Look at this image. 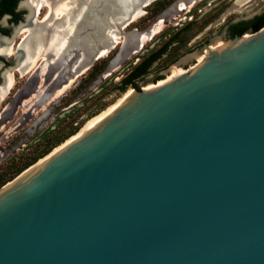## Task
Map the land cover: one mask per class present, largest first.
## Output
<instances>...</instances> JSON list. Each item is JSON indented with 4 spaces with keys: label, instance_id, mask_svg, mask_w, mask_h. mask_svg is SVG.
I'll return each mask as SVG.
<instances>
[{
    "label": "water",
    "instance_id": "1",
    "mask_svg": "<svg viewBox=\"0 0 264 264\" xmlns=\"http://www.w3.org/2000/svg\"><path fill=\"white\" fill-rule=\"evenodd\" d=\"M146 86L1 187L0 264H264V28Z\"/></svg>",
    "mask_w": 264,
    "mask_h": 264
},
{
    "label": "rangeland",
    "instance_id": "2",
    "mask_svg": "<svg viewBox=\"0 0 264 264\" xmlns=\"http://www.w3.org/2000/svg\"><path fill=\"white\" fill-rule=\"evenodd\" d=\"M175 1L159 0L156 1L157 3H152L145 8V15L127 28L125 34L132 30L136 32L146 30L155 22L156 17L169 10ZM235 1L199 0L189 14L186 11L170 13L165 17L161 33L132 55L130 39L126 36L124 49L123 41L119 39L114 50L92 65L87 73L79 76L56 103L49 102L45 106L47 114L38 123L37 119L43 114L41 104L33 99L20 102L18 97L28 82L34 83L37 78L35 71L40 61L22 78L15 73V87L7 99L0 104V189L2 184L5 185L15 179L20 170L39 163L68 139L78 134L87 123L120 100L125 93L132 90L128 87L125 92H121L118 89L119 82L147 55L157 51L175 34H178V38L174 43L179 42L180 45L173 46L169 56L152 66L148 75L138 83L144 81L149 85L157 77L166 80L176 69L187 72L195 67L197 60H191L186 66H175V63L188 55L202 54L207 45L212 46L216 39L222 38L221 28L227 22L234 23L247 19L264 6L262 0L248 13H226L222 23L206 31L225 14L227 9L231 8ZM183 30L187 31L184 33ZM221 40L228 43L227 39ZM174 58L175 61H171ZM49 94L44 92L46 97Z\"/></svg>",
    "mask_w": 264,
    "mask_h": 264
},
{
    "label": "bare ground",
    "instance_id": "3",
    "mask_svg": "<svg viewBox=\"0 0 264 264\" xmlns=\"http://www.w3.org/2000/svg\"><path fill=\"white\" fill-rule=\"evenodd\" d=\"M34 1L39 3L41 0ZM147 1L149 3L145 4ZM156 1L159 0H53L49 4L44 22L38 25V28L32 29V32L24 37L20 44L23 57L27 56L26 65L19 67V72L22 75L35 67L27 65L36 56H40L44 60L43 63H45V58L48 56L52 59L51 65L46 66L45 64L42 68L38 66L35 71L40 72L38 77L41 81L38 90L32 82L27 84V88L31 89L32 95H34L32 96L33 100L39 105L41 104L43 109V114L37 119V123L47 114V110L44 109L45 106L49 102L56 103L79 76L87 73L92 65L114 50L119 39H122L124 49L128 37L130 39L129 46L133 48L130 54H134L160 32L167 15L182 11L196 0H179L144 32L140 33L133 30L125 34L127 28L145 15V8ZM248 37L250 36H246L244 39ZM212 44L202 54H191L197 59L195 67L206 61L211 52H221L228 45L220 39H216ZM191 59L192 57H188L182 60L181 63H186ZM185 72L176 69L172 71L166 80L164 79L156 85H148L144 90L147 91L160 86ZM53 76L54 78L51 79ZM10 88V84L0 88V104L8 96ZM44 92H49V96L46 97ZM132 96H134L132 90L125 93L120 100L105 112L87 123L78 134L68 139L50 155L36 163L35 166L33 165L34 167L31 166L32 168L30 167L21 176L34 169L84 130L113 111L125 99ZM11 184L13 183L8 184L6 187Z\"/></svg>",
    "mask_w": 264,
    "mask_h": 264
},
{
    "label": "flooded vegetation",
    "instance_id": "4",
    "mask_svg": "<svg viewBox=\"0 0 264 264\" xmlns=\"http://www.w3.org/2000/svg\"><path fill=\"white\" fill-rule=\"evenodd\" d=\"M177 1L178 0H176L173 3V6L177 3ZM198 1L199 0H196L192 5L188 6L182 11H179V12L177 11V12L180 13V12L186 11L189 14L191 12V9L197 4ZM261 1L262 0H236L232 4L231 8L227 9L225 11V14H223L222 17L218 21L211 24L206 29V31L222 23L224 21L223 19L226 16V13L227 14L229 13H243V14L248 13L252 9H254ZM52 2L53 0H41L39 3L35 2L34 0H0V88L5 87L6 85L10 84L11 90L9 91L8 96L10 95L11 91L14 89L15 84H16L14 74L17 73L22 78L32 70V68L29 69L25 73V75H22L19 72V67L25 66L26 65L25 62L27 59L26 55L23 57V53L20 50V44L23 38L26 37L30 32H32V29H36L38 25L44 22L45 16L49 9V4H51ZM163 14L164 13L159 14L156 17V20ZM245 20L246 19L237 21L234 23L227 22L221 28L223 31L221 39L224 38V39L229 40L237 36L238 37L242 36L245 33H252L251 29H248L244 33L237 35V36H235V34H232L234 30H232L231 27L233 25L238 24L240 22H248L252 19L246 20V21ZM164 23H165V20H164ZM144 31H141V32H144ZM161 31L162 29L157 35H159ZM186 31L187 30H183L184 33ZM157 35L152 37L151 40H149V42H151ZM177 35L178 34H175L173 38H170V40L166 41L157 51L150 53L143 60L150 59L155 53L163 50L164 48L165 49L160 54L159 58L156 59L153 63H151L150 66L152 67L155 64L157 65V63L160 62L162 59L167 58L169 56V53L172 47L180 45L179 42H177L176 44L174 43L178 38ZM203 46H206V45L203 44ZM207 47L208 45L206 46V48ZM188 57H192L191 60H194V59L197 60L195 57H193V55H190V56L180 59L178 62L175 63V66H186L187 63L190 62L191 60L186 63H181V61L187 59ZM175 59L176 58L172 59L171 61H175ZM39 61L44 62V60L40 58V56H36L33 59V61L31 60V63L27 66H36ZM157 78L153 79L152 81L153 82L157 81ZM40 81L41 80L40 78L38 79V74H37V78L34 80L36 90H38L39 88ZM32 96L34 95H32L31 89L27 88V85H26L25 88L20 92L18 100H20V102H24V100L33 99ZM7 97L5 98V100L7 99Z\"/></svg>",
    "mask_w": 264,
    "mask_h": 264
},
{
    "label": "trees",
    "instance_id": "5",
    "mask_svg": "<svg viewBox=\"0 0 264 264\" xmlns=\"http://www.w3.org/2000/svg\"><path fill=\"white\" fill-rule=\"evenodd\" d=\"M157 3V2H156ZM264 28V13L260 16H256L254 19L248 21V22H240L238 24H235L231 27L232 30H234L232 32V34H235V36L240 35L242 33H244L245 31H247L248 29H251L252 33H256L259 32L261 29ZM165 49V48H164ZM158 51L157 53H155L150 59L147 60H142L139 64H137L120 82H119V86L118 89L121 92H125L126 89L128 87H131L132 89L136 90L139 92V87H138V81H140L141 79L145 78L148 73L149 70L151 68L150 64L153 63L156 59L159 58L160 54L164 51ZM162 79L157 78V80ZM102 112V111H101ZM100 112V113H101ZM98 115V114H97ZM96 116V115H95ZM77 133V132H76ZM75 133V134H76ZM74 135V134H73ZM72 136V135H71ZM64 142V141H63ZM62 142V143H63ZM61 143V144H62ZM56 148V147H55ZM37 162V161H34ZM30 166V165H29ZM28 166V167H29ZM25 167L24 169L28 168ZM23 169V170H24ZM23 170H20L17 174H20ZM1 186H4V184H2Z\"/></svg>",
    "mask_w": 264,
    "mask_h": 264
}]
</instances>
